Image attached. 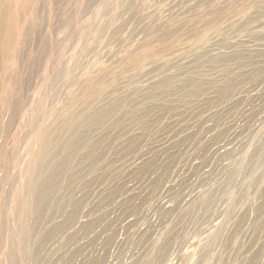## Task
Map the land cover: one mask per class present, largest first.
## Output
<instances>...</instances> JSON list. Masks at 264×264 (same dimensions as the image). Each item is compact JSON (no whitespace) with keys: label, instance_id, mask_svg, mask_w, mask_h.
Listing matches in <instances>:
<instances>
[{"label":"rangeland","instance_id":"rangeland-1","mask_svg":"<svg viewBox=\"0 0 264 264\" xmlns=\"http://www.w3.org/2000/svg\"><path fill=\"white\" fill-rule=\"evenodd\" d=\"M0 264H264V0H0Z\"/></svg>","mask_w":264,"mask_h":264}]
</instances>
